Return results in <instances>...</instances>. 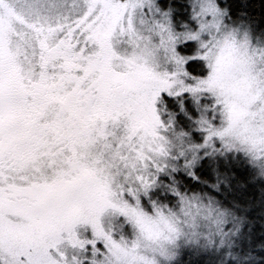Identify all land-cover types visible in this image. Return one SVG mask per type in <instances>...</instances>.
<instances>
[{
	"label": "snow or ice",
	"instance_id": "1",
	"mask_svg": "<svg viewBox=\"0 0 264 264\" xmlns=\"http://www.w3.org/2000/svg\"><path fill=\"white\" fill-rule=\"evenodd\" d=\"M0 264H264V0H0Z\"/></svg>",
	"mask_w": 264,
	"mask_h": 264
},
{
	"label": "trees",
	"instance_id": "2",
	"mask_svg": "<svg viewBox=\"0 0 264 264\" xmlns=\"http://www.w3.org/2000/svg\"><path fill=\"white\" fill-rule=\"evenodd\" d=\"M254 2L258 4L259 0H254ZM195 67H196L195 65L192 66V68H195ZM192 68H190V70H192Z\"/></svg>",
	"mask_w": 264,
	"mask_h": 264
},
{
	"label": "rangeland",
	"instance_id": "3",
	"mask_svg": "<svg viewBox=\"0 0 264 264\" xmlns=\"http://www.w3.org/2000/svg\"><path fill=\"white\" fill-rule=\"evenodd\" d=\"M195 74V73H194Z\"/></svg>",
	"mask_w": 264,
	"mask_h": 264
}]
</instances>
